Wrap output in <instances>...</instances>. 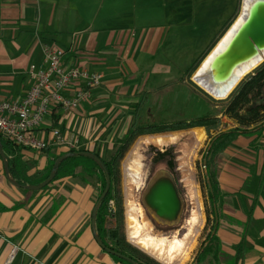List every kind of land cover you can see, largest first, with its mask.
Returning <instances> with one entry per match:
<instances>
[{"label": "crops", "instance_id": "obj_1", "mask_svg": "<svg viewBox=\"0 0 264 264\" xmlns=\"http://www.w3.org/2000/svg\"><path fill=\"white\" fill-rule=\"evenodd\" d=\"M104 3L0 0V100L23 98L33 84L29 66H42L44 44L60 47L66 66L103 74L101 85L81 106L69 112L52 107L36 129L37 137L48 141L59 130L67 140L78 138L86 151L98 152L117 132L127 99L143 87L139 75L158 67L157 35L137 40L134 33L116 36L111 28L114 8L110 3L104 8ZM136 104L131 120L143 105L135 112ZM49 147L48 152H19L30 178L68 149ZM211 167L215 238L194 264H264V127L257 135L238 136L213 157ZM85 180L63 175L45 190H25L8 183L0 158V264H128L94 240L90 221L97 199L94 186Z\"/></svg>", "mask_w": 264, "mask_h": 264}, {"label": "rangeland", "instance_id": "obj_2", "mask_svg": "<svg viewBox=\"0 0 264 264\" xmlns=\"http://www.w3.org/2000/svg\"><path fill=\"white\" fill-rule=\"evenodd\" d=\"M240 2L241 0H105L104 3V8L109 3L114 8L111 28L116 36L134 33L137 35L135 38L137 40L152 33L157 35L158 53L155 61L158 67L155 71L150 68L147 73L139 75L140 78L143 77V81H141L144 85L134 99H127L126 106L128 108L126 107L127 111L122 116V120L117 122V132L113 133L106 142L96 148L102 159L109 161L112 154L122 144V142L117 143V140L123 139L127 134L133 122L130 119L131 114L134 113L133 105L141 100L143 105L136 120L138 126L170 127L181 123H189L202 116L216 117L220 120V125L216 130L212 129L207 132L204 127H200L204 130L205 135L203 141L195 149L193 180L196 184L195 190L198 192L202 207L204 225L189 259L184 264H194L198 256L202 255L200 252L206 245L208 234L214 226V214L211 201L208 198L206 183V172H208L210 178L214 179V172L211 167L213 158L208 160V165H205V167L203 165L210 138L218 132L235 127L244 130L253 128V126H257L264 121V108L258 107L253 114L248 112L250 107L255 106L256 108V106L264 105V83L259 90L254 89L249 93V101L237 111V114L245 118V121H242V124L239 125L227 113L229 101H219L210 98L191 81L192 75L186 74L188 68L201 56L209 43L220 35L221 29L228 20L234 15V18L236 17ZM125 70L128 72L126 68ZM254 70L249 74H253ZM126 71L125 75L121 71L122 76L128 75ZM246 118L249 121L251 119L255 120L250 124L246 121ZM191 128L195 127L183 130ZM259 131V129H256L247 135H257ZM141 136L143 135H138L134 138L119 161L118 180L114 184L111 181L109 190L111 191L112 199L108 203V216L105 219V227L118 226L124 241L134 248L136 247L127 240L126 236V196L122 163L134 143ZM190 143L192 141L182 138L179 143L163 149L153 145H148L141 149L146 176L142 187L134 191V198L144 218L150 223L152 234H161L168 237L173 235L180 236L185 230V224L189 219L193 204L189 191L182 180L179 163L181 157L180 147L189 146ZM82 147L83 145L80 144L78 149H83ZM159 153L166 155V159L171 162V168H167L164 164H157L155 158ZM69 162L73 161L69 160ZM85 162L90 165V161L87 160ZM26 163L32 167L31 163ZM69 170H74L77 173L74 177L77 178L78 182H81L79 179L82 177L86 179L85 181L91 182L95 188L94 198H97L99 192L102 191L100 175L97 171L94 176L90 177L84 175L81 166ZM160 175H166L173 181L181 200L180 213L177 219L171 223L156 219L143 201L149 185L154 178ZM37 181H40V179L28 177V182L30 183ZM116 196L120 202L119 208L114 202ZM114 215L117 219H114ZM136 249L149 259L161 264L140 249Z\"/></svg>", "mask_w": 264, "mask_h": 264}, {"label": "bare ground", "instance_id": "obj_3", "mask_svg": "<svg viewBox=\"0 0 264 264\" xmlns=\"http://www.w3.org/2000/svg\"><path fill=\"white\" fill-rule=\"evenodd\" d=\"M256 1L257 0H241L240 8L235 19L210 52L203 58L191 76V80L198 88L203 92H207L215 99L223 97L221 96L223 84L210 88L203 80V74L209 70L212 60L226 48L237 29L247 20L249 11ZM263 62L264 49L257 52L248 60L235 66L230 78L224 82V84L233 79L229 91L233 90L247 74L252 72ZM204 135V130L200 127L143 135L137 139L122 163L123 183L126 196L125 214L127 240L133 246L161 264H184L189 259L199 233L203 228L204 216L201 212L202 207L198 192L195 190L196 184L193 180V158L195 156V149L203 141ZM182 138L192 141L189 146L184 145L180 147L181 157L179 170L182 174V180L191 196L193 209L185 224V230L180 236L173 235L168 237L161 234L155 235L151 233V225L144 218L134 198V191L142 187L146 176L141 149L148 145L163 149L179 143Z\"/></svg>", "mask_w": 264, "mask_h": 264}, {"label": "trees", "instance_id": "obj_4", "mask_svg": "<svg viewBox=\"0 0 264 264\" xmlns=\"http://www.w3.org/2000/svg\"><path fill=\"white\" fill-rule=\"evenodd\" d=\"M235 16V15H234ZM234 16L228 20V22L225 24V26L221 29L220 35L212 40L209 45L206 47V49L203 51L201 56L188 68L186 74L187 75H192L196 68L199 66L203 58L210 52V50L214 47L216 42L219 40V38L225 33V31L228 29V27L231 25L233 22ZM264 83V62L262 65L260 64L259 67H257L256 70H254L253 74H248L246 75L243 80L239 82L237 87L233 90V92L230 94V96L223 101H229V106L227 109V113H229V116L235 119L239 125L242 124V121H245V118L239 114H237V111L240 109V107L244 106L248 101V95L249 93L254 90V89H260ZM208 96V95H207ZM210 97V96H209ZM211 98V97H210ZM142 103L140 102L139 104L135 105V112L138 111V109L141 107ZM258 107L263 106H255L250 107L248 112L254 113ZM138 114L135 115V119L133 120L127 134L123 139L117 140V143L122 142V144L117 148V150L112 154L110 157L109 161H105L102 159V157L99 155L98 152L92 151L91 153L98 156L102 162L104 163L110 179L112 183H116L118 180V164L120 159L122 158L125 150L127 147L131 144V142L134 140V138L138 135H146V134H157V133H162V132H171V131H179L183 130L189 127H204L207 132H209L212 129H217L220 125V120L216 117H210V116H202L200 118H197L196 120H193L189 123H181L178 125H173L170 127H154V126H138L136 124ZM255 120V119H254ZM251 119L249 121L246 118V121L248 123H253L254 121ZM264 127V121H262L259 125L253 126V128H247V129H241L239 127H235L230 130L218 132L216 135L212 136L210 138V142L207 148L208 154L206 157V165H208V160L212 159L215 155H217L219 152H221L224 148L229 146L238 136L240 135H247L251 133L252 131H255L256 129H262ZM0 141L3 147V151L5 155L8 158V167H9V172L10 176L12 179L17 182L20 185H31V186H36L37 184H40L43 180L47 178L49 175L54 161L61 156L62 154H59L55 157H52L51 160L48 163V166L43 173H37L35 175L36 179H40V181H37L35 183H30L28 182V177H31L32 175L29 173L30 168L26 166L24 163L21 162V157L19 156V152L21 149H24L18 145L13 144L9 140L3 138L0 136ZM50 147H47L44 149V152H48ZM27 150V149H26ZM207 150V149H206ZM78 151H86L85 149H76V148H68L67 152H78ZM66 152V153H67ZM64 154V153H63ZM69 160H72L73 162H69ZM90 161V165L87 164L85 161ZM155 161L157 164H164L166 165L167 168H171V162L170 160L166 159V155L164 153H159L157 154ZM71 163V164H69ZM71 165V166H70ZM77 166L82 167V172L86 176H94L95 172L100 175V182H101V187L103 190L105 186V176L104 173L100 170V168L97 166L95 162L92 160L85 158V157H70L62 161L58 167V171L51 181V183L58 178L62 177L63 175H72L75 176L77 175L74 170H69V169H75ZM96 173V174H97ZM207 176V188H208V198L211 201V204L214 202V198L216 196V189H215V184H214V179L210 175L208 176V172H206ZM49 185V184H48ZM48 185H46L44 188H46ZM42 188V189H44ZM41 189V190H42ZM102 191L99 192L98 196L101 194ZM97 196V198H98ZM96 198V199H97ZM112 199L111 196V191L109 190L105 198L103 199L102 203L100 204L97 215H96V231L103 242V244L110 248L111 250L117 252L118 254H121L125 257H128L129 259L133 260L136 262V264H158L154 262L153 260L149 259L147 256H145L143 253H141L139 250L136 248L130 246L128 243L124 241V238L122 234L120 233L119 227L118 226H112V227H105V219L108 216L107 215V209H108V203ZM115 205H117V208L120 207V202L119 199L115 198ZM120 214V212H119ZM114 219H117L116 216H113ZM212 230L209 232L208 237H207V242L210 243L214 240L215 235L212 234ZM206 246L202 248V251L200 252L201 254L205 251ZM203 255V254H202ZM114 259H116L119 262H126L125 260H122L120 258H117L113 256ZM200 258V256H198ZM200 262V260H198ZM129 264V263H128Z\"/></svg>", "mask_w": 264, "mask_h": 264}, {"label": "built area", "instance_id": "obj_5", "mask_svg": "<svg viewBox=\"0 0 264 264\" xmlns=\"http://www.w3.org/2000/svg\"><path fill=\"white\" fill-rule=\"evenodd\" d=\"M42 66H29L32 86L20 100H0V136L24 149L42 152L47 147H79V139L67 140L53 130L51 140L35 135L52 107L69 112L81 106L99 87L103 74L86 67L66 66L64 51L54 44L42 46ZM69 92L68 96L64 93Z\"/></svg>", "mask_w": 264, "mask_h": 264}, {"label": "water", "instance_id": "obj_6", "mask_svg": "<svg viewBox=\"0 0 264 264\" xmlns=\"http://www.w3.org/2000/svg\"><path fill=\"white\" fill-rule=\"evenodd\" d=\"M262 49H264V0H257L251 7L247 20L237 29L226 48L212 60L209 70L203 74V80L210 88L223 84V90L221 93V96L223 97L216 100H226L237 87L236 85L233 90L229 91L230 85L233 83V79L230 80V82L224 84V82L230 78L234 67L248 60ZM204 93L213 98L207 92ZM208 150L209 148H207L203 160L204 167L206 165ZM76 156L85 157L95 162L105 176L104 189L95 201L91 213L90 226L94 240L106 253L125 260L129 264H136V262L129 259L128 257L118 254L117 252L106 247L96 231L97 211L103 199L107 195L111 185L109 173L104 163L98 156L92 154L89 151L64 153L54 161L49 175L42 183L36 186L20 185L10 176L8 158L3 151L0 141V158L3 163L6 180L12 186L30 191L41 190L46 185L50 184L58 171L60 163L67 158ZM143 201L144 205L150 210L153 216L162 222H174L181 210V200L175 184L166 175H160L157 178H154L153 182L149 185L144 194Z\"/></svg>", "mask_w": 264, "mask_h": 264}]
</instances>
